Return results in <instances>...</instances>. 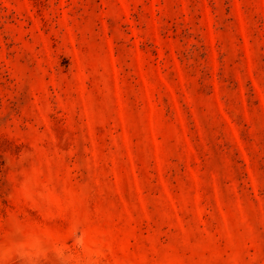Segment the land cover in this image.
Instances as JSON below:
<instances>
[{
    "label": "rangeland",
    "instance_id": "374dc122",
    "mask_svg": "<svg viewBox=\"0 0 264 264\" xmlns=\"http://www.w3.org/2000/svg\"><path fill=\"white\" fill-rule=\"evenodd\" d=\"M0 264H264V0H0Z\"/></svg>",
    "mask_w": 264,
    "mask_h": 264
}]
</instances>
